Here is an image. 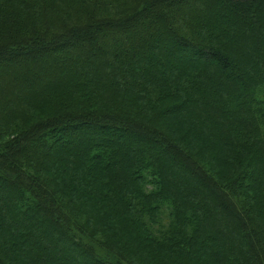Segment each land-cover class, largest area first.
I'll use <instances>...</instances> for the list:
<instances>
[{"label": "trees", "instance_id": "obj_1", "mask_svg": "<svg viewBox=\"0 0 264 264\" xmlns=\"http://www.w3.org/2000/svg\"><path fill=\"white\" fill-rule=\"evenodd\" d=\"M190 1L0 0V264H264V0Z\"/></svg>", "mask_w": 264, "mask_h": 264}, {"label": "rangeland", "instance_id": "obj_2", "mask_svg": "<svg viewBox=\"0 0 264 264\" xmlns=\"http://www.w3.org/2000/svg\"><path fill=\"white\" fill-rule=\"evenodd\" d=\"M212 10V7L211 6H209L208 4H207V2L205 1V2H200V3H197L196 1H194V0H191L190 2H189V5H186L185 6V8L183 7V6H181V8L179 9V12H182L183 11V13H196L197 15H201V16H205V17H207V14H209V12ZM217 10V9H216ZM223 12H225V10H223V9H221L219 12H218V14H220V13H223ZM214 15H217V12H215L214 13ZM227 18H229L228 16H227ZM229 20H231L230 18H229ZM240 23V22H239ZM256 23H254V21H250L249 22V24H243V23H241L240 24V26H242V29H244V30H247V29H249V28H251V29H253V31H254V25H255ZM242 31L243 30H237V32H239V33H241V34H243L242 33ZM255 33V32H254ZM244 35V34H243ZM243 35H241L240 36V38L241 39H244L245 37L243 36ZM110 38H111V42H113L114 41V38L115 37H113V36H110ZM253 38H254V36H253ZM247 39L252 43V37H247ZM120 40V39H119ZM110 42V44L111 45H114L113 43H111ZM117 53H122V51H116ZM123 52H126V53H123V54H126V55H128V57L129 58H132V59H130V60H132V61H139L141 64H147L148 62H146V59L145 58H143L142 56H136L134 53L133 54H130V53H128V51H125V49L123 50ZM78 53V50H77V52L75 53L76 55L74 56V58L75 59H77V58H79V57H81V54H77ZM66 54H68L69 56H70V54H71V52H69V51H67L66 52ZM49 58L52 60L53 58H58V56L57 55H54V54H50L49 55ZM182 60H178L179 61V63L181 62H184L185 60L183 59V58H181ZM117 60H119V58L117 57ZM53 62L54 61H51L50 63H49V65H50V67L53 69V70H56V69H61V68H63L64 66H65V64L64 63H56L55 62V65L53 64ZM119 62H116L115 63V66L117 67V68H119ZM11 65V64H10ZM127 65H129V63L127 64ZM5 66V65H4ZM101 66H103L102 64H101ZM1 67H3V66H0V68ZM106 70H107V67H105V66H103ZM173 68H175L176 66L174 65V66H172ZM260 72H264V70L263 69H260ZM121 83H123L122 82V80L120 81ZM125 86H127V85H125ZM3 92V91H2ZM15 92V94H16V96H17V92L16 91H14ZM170 166V165H169ZM171 168H173L172 166H170Z\"/></svg>", "mask_w": 264, "mask_h": 264}]
</instances>
